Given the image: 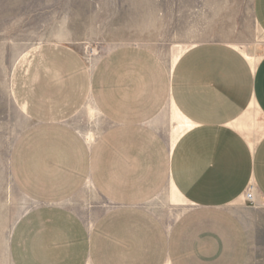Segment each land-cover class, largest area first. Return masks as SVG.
<instances>
[{"label":"crops","instance_id":"0c3cea01","mask_svg":"<svg viewBox=\"0 0 264 264\" xmlns=\"http://www.w3.org/2000/svg\"><path fill=\"white\" fill-rule=\"evenodd\" d=\"M254 14L264 31V0ZM26 69L15 94L31 124L10 164L34 206L14 227V264L248 262L235 204L252 207L251 182L264 199V133L243 130L252 106L264 117V55L211 40L172 65L130 44L91 66L74 48L46 45ZM89 102L105 122L91 141L72 123ZM167 187L186 204L173 222L150 205ZM88 197L85 210L73 206Z\"/></svg>","mask_w":264,"mask_h":264},{"label":"rangeland","instance_id":"374dc122","mask_svg":"<svg viewBox=\"0 0 264 264\" xmlns=\"http://www.w3.org/2000/svg\"><path fill=\"white\" fill-rule=\"evenodd\" d=\"M211 40L233 44L251 58L263 56L264 31L254 0H0V264H14V227L34 206L17 186L10 164L15 141L31 124L15 94V80L33 55L46 45L68 46L94 66L111 49L138 44L173 65L188 47ZM93 108L89 102L72 120L89 141L105 127ZM245 123L251 128L243 129L247 134L259 138L264 133V117L255 106ZM171 196L167 187L150 204L169 222L186 207ZM88 199L72 204L85 210ZM90 203L96 200L90 197ZM235 207L251 237L246 264H264V199L258 195L250 209L240 202Z\"/></svg>","mask_w":264,"mask_h":264},{"label":"built area","instance_id":"2783aa9c","mask_svg":"<svg viewBox=\"0 0 264 264\" xmlns=\"http://www.w3.org/2000/svg\"><path fill=\"white\" fill-rule=\"evenodd\" d=\"M258 188L255 183L251 182L245 192V199L248 204L251 206L257 204L258 200V194H257Z\"/></svg>","mask_w":264,"mask_h":264}]
</instances>
